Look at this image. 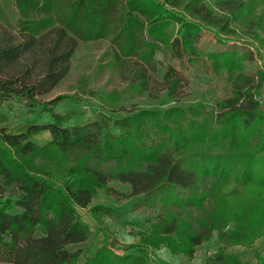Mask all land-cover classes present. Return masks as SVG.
<instances>
[{"label": "trees", "instance_id": "16d2710c", "mask_svg": "<svg viewBox=\"0 0 264 264\" xmlns=\"http://www.w3.org/2000/svg\"><path fill=\"white\" fill-rule=\"evenodd\" d=\"M51 3L18 0L20 34L0 26V105L16 99L53 118L17 132L0 127V264H147L144 254L120 252L111 244L91 256L77 247L92 233L77 207H90L96 215L111 209L92 205L100 188L120 196L143 194V204L159 205L158 219L139 234L140 249L164 244L193 257L196 246L215 232L227 245H251L263 235L264 68L247 71L246 63L255 59L247 43L233 42L246 51L205 53L198 42L203 31L223 42L222 34L260 39L264 6L257 8L261 3L256 0H73L59 27L49 29L50 16L28 17L30 8L50 10ZM118 8L120 30L114 39L119 52L140 60L131 85L154 95L156 79L150 71L156 70L154 55L163 43L181 63L185 54L190 60L207 59L211 71L229 84L215 108L175 107L164 117L137 108L119 117L110 106L94 121L64 124L67 116L55 106L67 95H45L68 74L78 37L103 36L105 21ZM171 22L178 23L175 36H163L160 31L167 35ZM182 71L169 66L164 75L162 89L171 97L180 96L189 83ZM108 99L117 101L119 93ZM185 111H192L185 124L176 122L174 114ZM152 117L156 136L148 125ZM45 130L52 138L40 144L35 136ZM199 150L205 151L193 155ZM112 180L129 184L131 192L110 187ZM241 195L255 204L251 215L248 205L234 204ZM205 264L250 263L220 249ZM254 264H264V256L257 254Z\"/></svg>", "mask_w": 264, "mask_h": 264}, {"label": "rangeland", "instance_id": "374dc122", "mask_svg": "<svg viewBox=\"0 0 264 264\" xmlns=\"http://www.w3.org/2000/svg\"><path fill=\"white\" fill-rule=\"evenodd\" d=\"M72 1L52 0L50 10H46L45 7H41L40 10L30 8L28 17L40 19L50 16L53 18V22L49 29L59 27L62 25L61 18L69 11V3ZM207 1L211 2V0ZM256 1L261 3L257 8L264 6V0ZM20 10L18 0H0V26L19 35L20 16L22 15V10ZM121 12V8H118L107 18L103 36L85 40L72 33L78 37V45L71 58L70 70L59 84L45 95V98L59 94L67 95L55 106L57 112L66 114L67 118L64 124L79 125L94 121L99 119L101 111L109 113L110 106L117 108L119 117L133 114L137 108L157 110L162 117L170 108L175 107L191 108L193 112H203L215 108L217 100L230 90L229 84L224 78L217 77L211 71L207 59L190 60L189 56L185 54L184 61L181 63L173 53L166 50L163 43L154 55L156 70L155 72L150 71L152 78L156 79L155 88L151 89L154 95H148L139 91L138 87L131 85L135 66L140 60L138 55L125 56L119 52L114 37L120 30ZM177 28L178 23L171 22L166 28L167 35L164 34V31L160 32H163V36H175ZM241 35L234 34L231 39H227L228 37L222 34L221 36L225 40L223 42L217 39L212 32L203 31L198 48L205 53L227 49L246 51V47L233 43L234 40H239L247 43L249 50L252 49L255 55L256 60L253 59L246 63L247 71L255 72L260 66L264 68V33H261L260 39L257 40L248 35ZM169 66L182 69L189 79L188 85L182 89L180 96L175 98L169 96L166 89H162L164 75ZM152 78L150 77V79ZM114 91L119 93V99L110 101V104L108 94ZM261 101L264 107V87ZM192 111L174 114L175 121L184 125L186 117L188 114L191 115ZM201 118V116L198 117V119ZM50 121H53L50 113L42 111L39 107L29 110L27 106L16 99L5 101L0 105V127L6 126L12 132L25 130L32 122L46 123ZM148 125L154 136L158 135L159 130L156 127L155 117L149 120ZM35 137L40 144H46L52 138L48 130L38 133ZM205 150L196 151L193 155L199 156ZM109 186L123 194L131 192L129 184L117 180L110 181ZM143 196V194L120 196L100 188L92 205L108 206L111 208L109 212L96 215L90 207H77L81 218L92 228L89 239L77 246L82 248L83 255L91 256L101 245L111 244L120 252L128 250L144 254L147 264H205L206 259L220 249L238 255L250 264L256 262L257 254L264 256V234L256 238L251 245L241 243L227 245L219 240L218 234L215 232L209 240L196 246L193 257L184 253H174L164 244L157 249H140L139 234L148 230V226L158 219L160 213L159 205L143 204ZM240 197L234 201V204L248 205L247 211L251 215L255 204H252L248 196L241 195ZM36 234H42L41 227Z\"/></svg>", "mask_w": 264, "mask_h": 264}]
</instances>
